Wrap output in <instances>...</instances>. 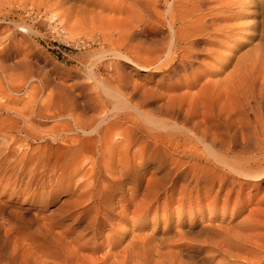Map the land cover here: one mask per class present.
Instances as JSON below:
<instances>
[{
	"label": "bare ground",
	"instance_id": "obj_1",
	"mask_svg": "<svg viewBox=\"0 0 264 264\" xmlns=\"http://www.w3.org/2000/svg\"><path fill=\"white\" fill-rule=\"evenodd\" d=\"M213 1L0 0V156L82 187L76 246L124 221L121 249L95 264H264V0ZM40 19L98 44L80 78L24 51ZM135 158L152 162L144 186ZM159 204L162 229L135 233ZM59 245L58 264L95 260Z\"/></svg>",
	"mask_w": 264,
	"mask_h": 264
},
{
	"label": "rangeland",
	"instance_id": "obj_2",
	"mask_svg": "<svg viewBox=\"0 0 264 264\" xmlns=\"http://www.w3.org/2000/svg\"><path fill=\"white\" fill-rule=\"evenodd\" d=\"M210 3L213 4L214 1L210 0ZM229 13L223 12V15ZM14 14L23 15L17 11ZM34 29L36 32L28 38L24 51L32 55V60L41 66L42 71L65 83L80 78L78 73L83 68L82 62L96 51L98 44L88 47L76 44L61 31L59 33L50 29L48 22L41 19L35 22ZM226 50L221 47L223 53ZM198 67L205 72L209 70L206 64H200ZM139 77L142 78L141 75ZM53 123L40 122L37 126L40 129H48ZM22 139L20 136L18 141ZM25 142L27 141L23 140V146ZM28 143V146L35 147L44 142L32 140ZM16 149L17 145L14 151ZM14 153L16 151L11 152L12 155ZM6 156H0V264H33L34 259L41 263L58 264L64 257L59 249V242L64 239L76 246L73 239L91 219L90 215H87L76 220L79 212L86 208L85 203L76 201L82 187L74 190V181L71 180V190L65 193L63 189L69 176L67 172L59 170L55 174L48 172L43 176L34 169L24 167L21 162L6 159ZM132 161L138 163V170L143 172L144 186L146 179L150 177L152 162L139 163L137 158ZM132 190L133 188H130L126 195ZM111 193L113 194L111 202L115 203V199L121 194V188L118 187ZM161 213L162 206L159 204L158 207L151 208L145 222L129 226H133L135 233L146 234L151 229L156 233L162 229V219H159ZM117 217L118 215H110L111 224L105 221L102 233L98 237L90 236L93 231L91 227H88L85 233L82 231V236L78 238L81 246L76 247L81 257L90 256L92 260L95 258L92 262L88 260V264L100 262L104 252L116 253L121 249L124 239L120 237L118 229L123 227L124 221L118 220ZM111 225L114 231L109 233ZM130 235L127 234L125 239ZM93 245H98V248L92 251Z\"/></svg>",
	"mask_w": 264,
	"mask_h": 264
}]
</instances>
